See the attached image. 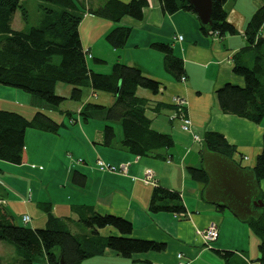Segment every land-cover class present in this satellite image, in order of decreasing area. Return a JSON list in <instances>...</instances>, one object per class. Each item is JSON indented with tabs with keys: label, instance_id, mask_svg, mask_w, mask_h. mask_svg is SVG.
<instances>
[{
	"label": "crops",
	"instance_id": "0c3cea01",
	"mask_svg": "<svg viewBox=\"0 0 264 264\" xmlns=\"http://www.w3.org/2000/svg\"><path fill=\"white\" fill-rule=\"evenodd\" d=\"M119 1L129 3L132 0ZM99 4L101 1L92 2L94 7ZM263 5L264 0H227L224 8L228 21L235 26L237 33L219 38L201 30L195 13L178 11L171 15L165 14L160 3L151 0L142 20L123 17L120 21L121 26L132 30L122 50L113 49L105 40L115 23L90 14L83 16L79 34L85 53L91 56H87L90 69L108 74L116 62H121L138 68L145 76L162 83L158 94L140 88L137 96L149 102L146 115L152 121V128L170 134L175 140V147L170 152L171 157L162 160L152 156H134L121 149L120 141L112 147L103 146L102 124L91 123L93 120L85 122L79 118L78 113L87 103L110 107L115 98L108 93H95L86 88L82 101L72 106L71 110L60 111L49 107V113L58 111L62 116H67V112L77 114L79 121L75 124L69 122L71 127H68V122L61 121L65 126L57 134L28 130L25 139L27 163L22 166L31 165L35 168L39 161L43 163L45 139L52 147L51 163L57 157V148L62 146L63 141L68 145L65 150L68 152H75L74 147L69 144L71 141L79 142L83 146L80 154L85 157L79 165L72 164L66 169L65 178L60 181L58 187L63 189L61 193L68 196L65 200L54 198L55 201L50 202L55 217L69 218L74 222L73 226L77 225L82 229L80 218L89 216L91 212L114 215L133 224L132 238L166 244V249L160 253L135 254L131 258L132 264H177L179 254L188 264H227L215 252L218 250L234 253L231 264H262L259 261L260 241L250 226L239 221L228 209L221 210L218 206L209 204L203 196L204 185L192 179L189 168L199 169L203 165V142H195L191 133L182 131L181 121L174 118L176 110L171 102L175 97L185 100V112L192 120L194 133L202 139L208 132L222 134L237 149L233 160L246 169L255 167L263 148L264 120L257 125L246 119L223 114L219 108L217 91L226 84L244 86L243 78L234 73L235 56L247 46V25L253 14ZM19 24L22 25V22ZM24 28L25 26L16 30ZM259 36L264 37V25ZM179 37H182V40ZM159 42L170 44L174 54L183 60L185 83L167 71L164 54L151 47ZM244 57L245 64L251 66L252 53H246ZM72 90L71 86L58 84L56 94L71 100ZM34 103L44 107L21 90L0 85V110L31 118L39 111L32 106ZM99 121L104 124L103 119ZM99 159L117 167L129 163L128 173L124 175L100 171L97 167ZM7 166L6 162L0 160V181L5 184L4 195L8 194L6 211H18L22 208V221L24 215H29L25 208L28 203L25 200L23 203L14 200L13 193L16 191L12 184L15 182L13 178L10 181L6 179ZM41 167L42 172L44 168ZM147 170L154 173L157 185L181 194L186 208L185 214L177 216L172 213L149 212L154 185L143 181ZM74 171L86 175L85 187L73 184L71 176ZM69 185L71 187H68ZM259 186L264 200V180L259 182ZM42 199L44 195L39 200L37 197L36 202L35 195L30 197L33 205L38 207L43 203ZM33 220L34 218H31V222ZM40 221L42 224L47 223V216L46 219L40 217ZM211 224L218 226V238L210 247H205L201 233ZM35 227L33 226V229H37ZM71 230L76 234L89 233L88 230H77L72 226ZM99 234L102 237L119 236L118 231L109 227L99 230ZM105 252L118 256L111 250Z\"/></svg>",
	"mask_w": 264,
	"mask_h": 264
},
{
	"label": "trees",
	"instance_id": "16d2710c",
	"mask_svg": "<svg viewBox=\"0 0 264 264\" xmlns=\"http://www.w3.org/2000/svg\"><path fill=\"white\" fill-rule=\"evenodd\" d=\"M38 1L37 13L32 21L25 0H0V85L21 90L29 94L37 104L45 103L47 105L44 104V107L53 109L59 108L66 101L56 94L58 84L73 87L71 100L76 102L82 101L86 88L95 93L111 94L115 102L110 107L87 103L78 113L79 118L85 122L94 118L104 120L103 146L115 145L116 126H120L121 149L138 157L152 156L168 160L175 147V140L170 134L152 128V121L146 115L149 102L137 96L140 88L158 94L162 83L145 76L138 68L121 62H116L108 74L93 71L89 68V55L82 47L79 34V25L86 14L109 20L116 25L105 40L113 49L122 50L132 30L121 26L120 21L123 17L142 20L151 0H132L129 3L98 0L101 4L97 7L92 5L97 0ZM157 1L165 14L171 15L178 11L194 13L186 0ZM226 2L212 0V25L207 28L201 26L205 34L213 36L218 33L221 38L237 33L235 26L228 21L224 8ZM17 13L21 14L25 24L22 30L13 27ZM263 25L264 5L253 14L247 25V46L235 56L234 73L243 78L244 86L226 84L217 91L219 108L223 114L246 119L257 125L264 120V37L259 36ZM151 47L164 54L165 68L177 80H181L184 76L183 60L174 54L172 46L159 42ZM249 52L253 56L251 66L245 64L244 56ZM66 114L72 124L78 121L71 112ZM64 126L41 110L31 118L0 110V160L15 166L26 164L27 131L57 134ZM203 148L232 160L237 153L236 147L218 132L205 134ZM253 169L258 181L264 180V138L262 151ZM189 173L192 179L206 187L209 180L202 167L189 168ZM86 181V175L74 171L73 184L85 187ZM0 191V242L5 241L15 247L18 256L16 264H36L39 260L59 264L61 258L67 264H82L88 258L104 254L106 250L131 259L135 254L160 253L166 249L164 243L132 238L133 224L114 215L91 212L89 216L80 218L89 233L76 234L70 228L73 223L71 219L53 215L51 203L39 204L47 216L46 228L33 229L26 226V223L25 226L16 225L6 211L8 194L4 195L3 188ZM259 198L263 199L262 194ZM219 209L225 210V207ZM259 210L258 219H251L247 224L260 241L259 261L264 264V207ZM149 212L180 216L186 213V208L179 192L156 183ZM108 227L118 231L119 236L102 237L99 230ZM215 252L227 264H231L233 252Z\"/></svg>",
	"mask_w": 264,
	"mask_h": 264
},
{
	"label": "rangeland",
	"instance_id": "374dc122",
	"mask_svg": "<svg viewBox=\"0 0 264 264\" xmlns=\"http://www.w3.org/2000/svg\"><path fill=\"white\" fill-rule=\"evenodd\" d=\"M39 1L38 0H25V5L27 8L30 10L31 13V19L32 21L34 20V15L37 13L36 7L38 6ZM20 13H17L15 15L14 21H13V27L15 29H20L23 28L25 25L24 22L22 21L20 16ZM20 21L22 22V25H20ZM21 26V27H20ZM20 27V28H19ZM1 40V39H0ZM69 101V102H68ZM26 103V102H24ZM45 104V103H44ZM43 104V105H44ZM79 102L73 101V100H66L59 108L60 111H67L71 110L70 108L72 106L78 105ZM47 105V104H45ZM32 106L38 108L39 110L46 112L49 114L56 122H61L65 121L68 125V127H71V124H69L70 119L67 116H62L60 112L56 111L53 113H49L48 108L45 107H40L39 105H34ZM76 119H78V116L75 114L74 115ZM94 123H101L102 126L104 127L103 122L99 121V118H94L91 119ZM79 121V120H78ZM83 123V122H82ZM84 124V123H83ZM81 127V126H80ZM117 130V139L116 142H119L122 137V132L120 126H116ZM44 159L43 163L39 161V163L35 164V168H32L31 165L25 166L20 168L19 166H13L12 164L7 163V167L5 172H7L6 179H9L10 181L11 178H13V181L15 183L12 184L14 186V189L16 192L13 193L14 195V200L18 201L19 203H23L22 201L25 200L27 202V207L26 211L30 215L31 218H34L33 222L27 224L26 226L33 228V226H36L35 228L37 229H44L46 228V223L42 224L40 221V217H43L46 219V214L45 212L38 207V205H33L34 202L30 200V197L35 195V202L41 198L42 195H44V199L41 201L43 203H50L55 200H65L66 199V194L61 193L63 189H59L60 181L65 178V171L68 169L70 165H79L81 163L80 161L83 162V159L85 157H82V154H80L81 150H83V146L81 144L75 143L71 141L69 144L72 145L75 149V152L73 151H65L68 147L66 141H63L62 146L57 148L56 156L52 163L50 162V148L51 145L48 144V140L44 141ZM41 145V144H40ZM38 147H40L38 145ZM64 152V153H63ZM40 166L41 168H44V171H40ZM72 178V176H71ZM15 184V185H14ZM63 184V183H62ZM5 184L0 181V190L1 188L4 189ZM68 187H71L70 185ZM68 191V190H67ZM1 194V191H0ZM70 196V195H69ZM55 198V200H54ZM31 204V205H30ZM37 204V203H36ZM13 212V213H12ZM8 211V214L13 218V222L16 225H21L25 226L24 222L21 221V214H22V208H20L18 211ZM74 222L71 223V226L78 230L84 229L87 230V228L81 224L82 229L74 225ZM70 226V228H71ZM83 231V230H82ZM58 252V250H56ZM18 261V256L15 250V247L5 241L0 242V264H16ZM36 264H48V262L44 260H39ZM82 264H132L131 259H126L123 258L122 256H116V255H111L108 253H104L101 255H97L91 258L86 259L83 261Z\"/></svg>",
	"mask_w": 264,
	"mask_h": 264
},
{
	"label": "water",
	"instance_id": "95a60500",
	"mask_svg": "<svg viewBox=\"0 0 264 264\" xmlns=\"http://www.w3.org/2000/svg\"><path fill=\"white\" fill-rule=\"evenodd\" d=\"M201 26L212 25V0H186ZM202 169L208 176L204 199L212 205L225 207L239 221L247 223L258 219L264 201L260 199V186L254 169L239 166L234 160L206 148L202 149ZM59 264H67L64 258Z\"/></svg>",
	"mask_w": 264,
	"mask_h": 264
},
{
	"label": "built area",
	"instance_id": "2783aa9c",
	"mask_svg": "<svg viewBox=\"0 0 264 264\" xmlns=\"http://www.w3.org/2000/svg\"><path fill=\"white\" fill-rule=\"evenodd\" d=\"M213 36L218 37V33H215ZM180 40H182V37H179ZM89 58L91 56L89 55ZM181 82L185 83L186 78L183 76L181 78ZM171 105H173L176 108V114H175V119H179L181 121V129L184 132L191 133L193 140L195 142L202 143L203 139L199 135L193 132V125H192V120L187 116L185 109H186V102L184 99L180 97H175L173 98ZM82 162V161H80ZM129 163L122 164L120 166H114L111 164H108L102 160H97V167L100 171L103 172H113V173H122L126 175L128 173V168H129ZM143 181L145 183H150L155 186L156 181L154 179V173L150 170H147L145 172ZM22 221L26 224L31 222V217L29 215H24L22 217ZM218 226L216 224H211L208 228H206L202 233H201V238L203 240V244L205 247H210L213 242H215L218 238ZM178 263L177 264H188L183 256L181 254L178 255Z\"/></svg>",
	"mask_w": 264,
	"mask_h": 264
}]
</instances>
